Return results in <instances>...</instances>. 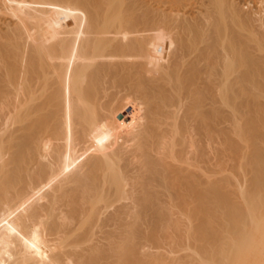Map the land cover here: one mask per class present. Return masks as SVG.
<instances>
[{"label":"bare ground","instance_id":"1","mask_svg":"<svg viewBox=\"0 0 264 264\" xmlns=\"http://www.w3.org/2000/svg\"><path fill=\"white\" fill-rule=\"evenodd\" d=\"M0 264H264V0H0Z\"/></svg>","mask_w":264,"mask_h":264},{"label":"rangeland","instance_id":"2","mask_svg":"<svg viewBox=\"0 0 264 264\" xmlns=\"http://www.w3.org/2000/svg\"><path fill=\"white\" fill-rule=\"evenodd\" d=\"M238 101V102H237ZM240 101L242 102V100H236V104L237 105H239L240 104ZM244 103V102H243ZM245 136H248V133H246L245 134ZM236 141H238L237 143H239L241 140H240V138H239V136H238V134H236ZM241 143H243V141H241L239 144H238V146L241 144ZM238 150V147H237V145H236V151ZM238 152V151H237ZM237 155V154H236Z\"/></svg>","mask_w":264,"mask_h":264}]
</instances>
